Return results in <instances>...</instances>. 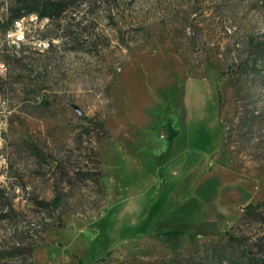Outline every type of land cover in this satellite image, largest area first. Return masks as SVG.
<instances>
[{
    "label": "rangeland",
    "instance_id": "rangeland-1",
    "mask_svg": "<svg viewBox=\"0 0 264 264\" xmlns=\"http://www.w3.org/2000/svg\"><path fill=\"white\" fill-rule=\"evenodd\" d=\"M61 1L50 19L13 20L14 53L8 18L25 7L0 0L1 153L21 188L0 189V264H264V0ZM216 77L222 155L203 170L171 126L195 105L212 121L208 93L185 82ZM150 182L160 198L188 182L202 195L198 235L129 227L124 201Z\"/></svg>",
    "mask_w": 264,
    "mask_h": 264
},
{
    "label": "crops",
    "instance_id": "crops-1",
    "mask_svg": "<svg viewBox=\"0 0 264 264\" xmlns=\"http://www.w3.org/2000/svg\"><path fill=\"white\" fill-rule=\"evenodd\" d=\"M185 83L189 89L194 84L199 83L198 85L201 90L205 89L208 93L213 110L212 121L208 123L204 118L205 116L201 113V109L199 108L196 111V105L194 114H190L189 110L187 113L184 108V117L180 118L178 126L175 127L173 124L171 126V129L175 131L171 141L177 138L180 131L183 137L179 139V143L184 144L181 153L184 154L187 150L189 153H195L194 158L196 161H190V165L195 166L202 163L203 170H205L207 165L210 164L211 159L220 153L219 148L222 142L221 130L218 123L216 91L212 82L211 87L206 82L199 80L186 81ZM186 114L188 115L186 116ZM210 126L214 136L211 141H204L202 136L204 134L203 130L205 131ZM204 145L207 146L203 147ZM185 172L183 171L182 174L183 180H185ZM188 173L191 174V170H188ZM189 182L186 189L176 196L168 195L160 198V193H148L150 190L149 185L152 182L142 189V191L132 196H127L124 201L126 203L123 210L128 214V219H130L128 223L129 227L136 222L139 227L138 233L150 231L158 237L175 238L193 234L198 235L196 226H201L199 224L205 225L211 219V215L208 212L209 203H206L200 193L189 189Z\"/></svg>",
    "mask_w": 264,
    "mask_h": 264
},
{
    "label": "built area",
    "instance_id": "built-area-1",
    "mask_svg": "<svg viewBox=\"0 0 264 264\" xmlns=\"http://www.w3.org/2000/svg\"><path fill=\"white\" fill-rule=\"evenodd\" d=\"M23 19L24 17H22L19 21H11L4 35V41L7 47L14 53H16V51L18 50L19 45L23 39ZM4 71V64L2 61H0V75H2ZM11 111L12 109L9 108L8 100L0 93V189L18 196L21 193V188L15 183L8 182L9 178L6 176L7 163L1 153L5 126L7 118L10 115Z\"/></svg>",
    "mask_w": 264,
    "mask_h": 264
},
{
    "label": "trees",
    "instance_id": "trees-1",
    "mask_svg": "<svg viewBox=\"0 0 264 264\" xmlns=\"http://www.w3.org/2000/svg\"><path fill=\"white\" fill-rule=\"evenodd\" d=\"M19 2H21L20 6H24L25 10H22L19 6L15 7V9L9 14V18H8V26L10 25L11 21H13L14 19H17L19 17H21L22 15H27V14H31L34 12V15L38 18H44V19H50L52 16H56L59 11L62 8L63 5V1L61 0H55V1H51V0H19ZM216 79L217 77L214 79L213 81V85L216 91V96H217V102H218V89H217V84H216ZM218 108V105H217ZM53 202H57V198H54L53 200H51V202L47 203L44 201H39L38 203L41 205H49L50 203ZM250 205L247 204L244 206L243 212H247L250 211ZM1 210H4V208H2ZM0 210V212H1ZM12 249L17 251L20 248L19 244H14V246H12ZM31 248H27V251L30 252Z\"/></svg>",
    "mask_w": 264,
    "mask_h": 264
},
{
    "label": "water",
    "instance_id": "water-1",
    "mask_svg": "<svg viewBox=\"0 0 264 264\" xmlns=\"http://www.w3.org/2000/svg\"><path fill=\"white\" fill-rule=\"evenodd\" d=\"M73 110L75 111V113H76L77 115L80 114V110H79L77 107H73Z\"/></svg>",
    "mask_w": 264,
    "mask_h": 264
}]
</instances>
